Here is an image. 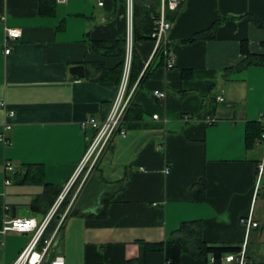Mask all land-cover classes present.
I'll return each instance as SVG.
<instances>
[{
    "label": "crops",
    "instance_id": "obj_1",
    "mask_svg": "<svg viewBox=\"0 0 264 264\" xmlns=\"http://www.w3.org/2000/svg\"><path fill=\"white\" fill-rule=\"evenodd\" d=\"M146 1L132 0V12ZM127 20L128 0H0V133L10 126L8 144L0 140V264H12L33 234H3L4 219L42 222L82 161L86 136L109 114ZM171 22L164 38L170 69L143 29L146 39L132 41L142 69L127 90L128 105L141 117H123L125 136L110 139L50 221L46 261L166 264L143 243H164L182 223L198 221L209 246L237 248L248 264H264V227L241 223L249 215L264 222V178L256 184L264 142L245 143L248 123L264 127V65L226 72L247 53L264 55V0H186ZM214 23L213 39L190 41ZM5 28L20 31L8 55ZM75 66L84 67L83 77L71 73ZM90 118L94 126L86 125ZM200 182L196 200L191 191ZM227 254L221 264H237L225 262ZM180 264L213 262L183 252Z\"/></svg>",
    "mask_w": 264,
    "mask_h": 264
},
{
    "label": "built area",
    "instance_id": "obj_2",
    "mask_svg": "<svg viewBox=\"0 0 264 264\" xmlns=\"http://www.w3.org/2000/svg\"><path fill=\"white\" fill-rule=\"evenodd\" d=\"M186 0H159V9L156 16H152L154 28L151 34L154 42L156 51L163 47V54L167 56L166 67L168 69L172 68L173 61L169 56V52L164 48V38L166 34L172 28V22L167 19V13L176 11L180 9ZM102 3H99L101 6ZM132 0H128V20H127V36H126V45H125V55L123 60L122 76L121 82L116 94V97L112 103L111 109L107 117L103 120L100 126L97 127L94 134L89 137L86 136V141L88 143L86 152L83 156L82 161L80 162L77 170L74 175L68 180L65 186L62 188L59 196L57 197L55 203L51 207L47 216L42 222L37 224L34 219L28 218H6L3 221V226L1 232L4 234L6 232H18V233H29L32 232V236L26 245V247L21 250L17 258L12 264H65L61 256H56L53 259L46 261V256L48 250L50 249L52 240L44 239V233L50 223V221L57 215L63 201L67 198L68 194L71 192L75 183L79 180L81 175L85 171H90L95 165L98 157L101 155L102 151L110 141V139L119 134L124 137L126 134L125 129L121 126L122 120L127 109L129 98L127 96V90L129 85L131 61H132V31H133V21H132ZM20 37V31L11 28H5V42H4V55L10 53V48L7 47L9 41H15ZM155 96L163 97L162 93L154 92ZM218 101H222V98L219 97ZM4 103H0V107L4 108ZM13 114L10 113V116ZM156 118V116H154ZM208 123H212V118H207ZM96 122L94 119L90 118L86 125H95ZM10 130V126L6 125L3 129V132L0 133V140L6 145L8 144V139L5 136L4 132ZM260 140L264 142V131L261 134ZM257 179L256 184L264 178V158L259 162L257 167ZM13 167L9 164H5V172H12ZM165 174L169 173V169L164 170ZM6 184H9V181H5ZM66 213H63L59 219L61 222L64 220ZM241 223L246 227V229L256 228L258 226L264 227V222L258 223L252 220V216L249 215L246 218L241 219ZM42 244V248L39 249V246ZM225 262H236L237 264H248L247 259L245 258L244 252L241 250L235 254H227L224 258Z\"/></svg>",
    "mask_w": 264,
    "mask_h": 264
},
{
    "label": "trees",
    "instance_id": "obj_3",
    "mask_svg": "<svg viewBox=\"0 0 264 264\" xmlns=\"http://www.w3.org/2000/svg\"><path fill=\"white\" fill-rule=\"evenodd\" d=\"M157 7H158V0H147L146 2H144L139 6H134L133 31H132L133 42L142 37H143L142 39H146L144 37L146 36V34L150 39H153L151 36L154 28L152 16L153 15L156 16L158 11ZM41 8H43V3ZM176 12L177 10L167 15V19L172 21ZM253 22L257 23L256 21ZM216 25L217 23H214L210 26L209 29L200 33H196L195 35L192 36L190 41L213 39ZM142 29L145 32L144 36H142V34L140 33ZM124 44L125 42L123 41V43H121V45L123 46L121 47V50H119V54L124 55L125 52ZM157 52L158 55L160 56V59L163 60L162 57L164 56L163 47L159 49ZM135 64H137V68L134 67ZM252 65H264V55H254L247 53L245 54L244 58L238 65L232 68H228L226 72H231V71L241 72L242 70H245L247 67ZM141 69H142V64L136 62L134 50H132V63H131L128 89L133 85L134 81L137 79ZM121 70H122V64L119 65L118 70L115 69L116 71L115 73L118 72L120 73ZM146 76H147L146 72L143 73V75L139 79V84L143 82ZM208 114L212 115V112L210 111V113ZM140 117L141 116H139V112L136 109L135 105L130 103L125 111L124 120L127 123H131L133 120H137V118L139 119ZM263 131H264V127H262L258 122L248 123L246 127V140H245L246 147H252L253 143L256 140L261 141L260 137ZM195 187L191 191L192 197L193 199L201 200V198L203 197L202 192L204 190V186L200 182V184H198ZM197 189L200 191L196 192ZM196 193H199V195H197ZM67 203H68V199H65L61 206L64 208L67 205ZM106 206H107L106 200L104 199L103 200L104 209H102L101 213L98 214V218L104 217L106 213L105 210ZM53 227H54V223H52L49 226L44 237L48 235L49 231H51ZM143 245L147 252H162L165 256L166 264H180L181 255L183 252L191 256L203 257L205 259L210 257L213 264H221L222 256L227 253L239 252V249L237 248L209 246L202 238V226L198 221L182 223L179 229L174 233V236L164 243L161 244L143 243ZM125 264H135V261L126 262Z\"/></svg>",
    "mask_w": 264,
    "mask_h": 264
},
{
    "label": "rangeland",
    "instance_id": "obj_4",
    "mask_svg": "<svg viewBox=\"0 0 264 264\" xmlns=\"http://www.w3.org/2000/svg\"><path fill=\"white\" fill-rule=\"evenodd\" d=\"M91 171H85V173H83L81 175V177L79 178V180L75 183L74 187L72 188L71 192L68 194L67 198L68 199V203L70 202V199H72L74 193H77V190H79L81 187V185L85 182V180L87 179V177L89 176ZM92 188V183L89 185V190ZM75 197V196H74Z\"/></svg>",
    "mask_w": 264,
    "mask_h": 264
},
{
    "label": "water",
    "instance_id": "obj_5",
    "mask_svg": "<svg viewBox=\"0 0 264 264\" xmlns=\"http://www.w3.org/2000/svg\"><path fill=\"white\" fill-rule=\"evenodd\" d=\"M71 73L75 74L78 77H83L84 75V67L83 66H75L71 68ZM210 257H208L209 259Z\"/></svg>",
    "mask_w": 264,
    "mask_h": 264
}]
</instances>
